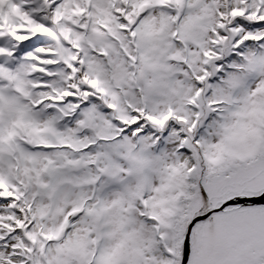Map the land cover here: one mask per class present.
Segmentation results:
<instances>
[{
	"label": "snow or ice",
	"instance_id": "6c2138e0",
	"mask_svg": "<svg viewBox=\"0 0 264 264\" xmlns=\"http://www.w3.org/2000/svg\"><path fill=\"white\" fill-rule=\"evenodd\" d=\"M0 264H264V0H0Z\"/></svg>",
	"mask_w": 264,
	"mask_h": 264
}]
</instances>
